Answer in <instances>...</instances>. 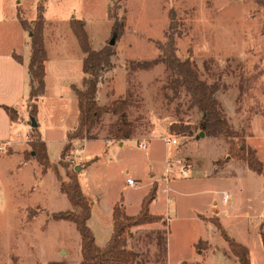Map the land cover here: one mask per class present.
Wrapping results in <instances>:
<instances>
[{
	"label": "rangeland",
	"instance_id": "1",
	"mask_svg": "<svg viewBox=\"0 0 264 264\" xmlns=\"http://www.w3.org/2000/svg\"><path fill=\"white\" fill-rule=\"evenodd\" d=\"M39 1L0 0L1 44L31 41L33 34L22 27L17 11H22L32 27ZM44 5V35L57 68L66 62L75 65L83 54L70 25L71 19H77L94 49L109 45L115 51L99 84L100 102L106 103V96L109 101L121 96L130 100L133 132L123 139V145L110 139L117 116L105 114L93 129L99 138L85 145L74 140L62 163L66 131L78 116L77 100L55 93L42 100L37 115L50 162L66 182L69 171L78 173L81 187L92 201L88 224L96 243L104 246L110 239L115 202L122 199L130 215L138 213L149 185L161 178L155 181L158 188L151 205L168 224L133 229L129 242L140 253L139 264H236L225 257L221 245L225 240L217 227L202 220L200 213L206 217L217 214L231 235L241 225L249 226L251 233L258 230L252 250L262 264L263 176L252 170L241 172L240 164L244 167L245 163L232 156L223 137L196 138L202 113L190 106L185 89L173 95L168 87L173 74L164 63L144 68L137 62L156 58L160 53L157 42L165 41L172 32L179 57L185 59L192 53L201 79L208 86H219L216 95L229 123L264 164V0H44ZM25 107L26 116L17 109L29 123L31 116ZM175 122L190 125L191 132L173 131ZM168 137H177L179 144H166ZM29 139L17 148L0 146V264L59 260L78 264L83 249L76 223L54 217L72 205L53 168L44 170L38 161ZM143 140H147L146 149L139 146ZM168 160L174 166L166 185ZM77 165L82 167L80 171L75 170ZM184 167L189 169L186 175L181 173ZM129 177L138 184L129 185ZM225 190L233 195L228 204L222 202ZM217 206L219 213L214 212ZM201 238L212 246L199 255L195 242Z\"/></svg>",
	"mask_w": 264,
	"mask_h": 264
},
{
	"label": "trees",
	"instance_id": "2",
	"mask_svg": "<svg viewBox=\"0 0 264 264\" xmlns=\"http://www.w3.org/2000/svg\"><path fill=\"white\" fill-rule=\"evenodd\" d=\"M45 12L44 0H40L37 5L35 23L31 27L22 11H17V16L23 28L32 31L33 34L30 42V60L27 65L29 90L25 101L30 116L34 117L37 122L38 100L45 93L46 89L45 74L48 54L44 42ZM70 25L82 51L86 53V57L83 60V70L86 75L83 78L82 87L72 85L78 96V121L66 134V143L61 152L60 163L64 161L63 159L67 156V152L72 150L74 140H94L99 138L98 135L93 133V129L100 123L105 114L117 116L116 121L111 124L110 139L118 141L128 139L133 132V121L129 118L128 113L130 106L128 97L121 96L105 104H100L97 101L99 84L101 83L104 71L112 64L111 57L115 51L109 45L100 50L94 49L91 46L83 23L79 20L71 19ZM157 45L160 50L159 55L150 61L137 62V66L146 68L157 63H164L167 69L171 71V74H173L168 85V87L173 89V95L176 96L182 88L185 89L190 95V106L197 107L202 113L200 131H204L210 137H223L229 145L232 156L243 161L249 169L261 174L264 179L263 162L257 156L256 151L247 147L242 141L243 139L238 137L237 131L233 129L221 108L220 101L216 95L219 86H208L201 79L195 67L192 53L185 59L179 57L178 47L172 32H168L166 40L157 42ZM13 56L18 61H23L20 54L13 52ZM3 106L13 122L23 120L16 107L10 105ZM171 129L173 131L191 132L190 125L176 122L172 123ZM29 135L31 146L36 153L38 161L42 163L44 170L49 167L53 168L61 182L62 192L67 195L72 205V209L58 212L54 214V217L56 219L71 220L76 223L81 234L83 249V259L78 264H139L140 253L129 242V238L134 235L133 229L158 222L168 224L164 215L153 213L150 209L152 201L156 198L158 188L156 182L153 183L150 191L144 196L141 210L138 214H128L125 205L122 203V199L115 202L112 213V235L104 246H99L96 243L94 232L88 224L92 212V201L84 193L79 182L78 173L76 174L74 170L69 171L67 173L70 179L68 182L61 178L57 166L50 162L47 146L39 129V123L37 127L31 128ZM236 144H239L238 148H236ZM94 160V158L89 160L87 164L89 165ZM200 217L205 221L214 223L220 235L227 243L230 253L237 259L239 264H251L247 246L229 234L217 215L206 217L200 214ZM166 232L167 229L164 230L165 234ZM157 233H161V230L158 229ZM165 234L164 249L166 253ZM202 244L203 246H201ZM208 247L209 242L207 240L201 239L195 243V248L199 253ZM50 264L70 263L66 260H59L52 261ZM181 264L190 263L183 261Z\"/></svg>",
	"mask_w": 264,
	"mask_h": 264
},
{
	"label": "crops",
	"instance_id": "3",
	"mask_svg": "<svg viewBox=\"0 0 264 264\" xmlns=\"http://www.w3.org/2000/svg\"><path fill=\"white\" fill-rule=\"evenodd\" d=\"M26 31H29V30H26ZM30 36H31V34H30ZM30 42L31 41H29V40H24V41H20L19 43L16 42L14 44H12V42H10V41H8L7 43H4V44L0 43V144H1L0 146L4 145V146H8V147L17 148V147H20L19 144H22V143L25 144V142H27L29 139L28 135L30 132V126H29L28 121L23 120L20 122H13L11 120L9 113L5 110L3 105L14 106L16 108H19L21 111L25 107V100H26L28 90H29L27 65H28V62L30 60V54H31ZM44 42H45V46H46L47 54H48V59L46 61V74H45L46 89H45V93L39 97L38 113L40 114L42 111V105H41L42 100H44L45 97H55V93L59 94L60 97H64V95H66L68 97V99H70L72 101L77 100V106H78V96H77V93L75 92V90L73 89L72 85L74 84L77 87L83 86L82 81L86 75V73L83 70V60L86 57V53L83 52V54L79 57V59H77V62L75 65H72V64L66 65V63H67L66 62V63H64L65 65L57 68V65L54 62V58H53V55L51 53V50L49 49V47L47 45L45 35H44ZM13 52L20 54L22 56L23 61L22 62L18 61L13 56ZM81 57H82V63L80 61ZM98 96L99 95L97 92L98 102L100 104H105V103L100 102ZM108 101H109V98L106 96V103ZM25 110H26V114H27L29 111L27 110L26 107H25ZM22 113L24 114L23 111H22ZM24 116H26V115L24 114ZM77 121H78V116H77V120L75 122V125H76ZM38 123H39V121H38ZM24 125H26V127ZM75 125H73V127ZM39 129H41V123H39ZM66 132H68V130ZM41 134H42V138H44V135L42 132H41ZM88 141H90V140L77 139L74 141V143L76 144V143L80 142L81 144L85 145V144H87ZM118 142L120 145L124 144L123 140L118 141ZM81 153L84 154L85 153L84 150ZM83 154H82L83 160H88V158H86L85 156L83 157ZM174 154H175V151L173 152V155ZM86 167H84V168H86ZM248 170H251V169H249L246 164H244V167L241 166V164H240V171L241 172L247 173ZM158 179H161V178H158ZM158 179H156V178L153 179V183L155 181L159 182ZM153 183L150 184L149 187H151V185H153ZM158 185H159V183H158ZM263 186H264V179H263ZM238 189H239V186H238ZM225 192L229 193L228 190H225L224 193ZM229 194H230V199L227 202L224 201V194H223V196H222V202L223 203H225V204L230 203L229 201L232 199L233 195L231 193H229ZM214 203H218V199H215ZM140 210L141 209H139V211ZM139 211H138V213H139ZM151 211L153 213H155L152 210V205H151ZM214 212L219 213L220 207L219 206L215 207ZM138 213H136V214H138ZM128 214H130V213H128ZM131 215H135V214H131ZM111 217H112V214H111ZM263 221H264V216H263L262 222ZM262 222H261V224H262ZM112 223H113V219H112ZM208 223H212V222L208 221ZM261 224H260L259 232L261 231L260 230ZM242 226H244V225L236 227L237 229H235V232L232 236L235 237L239 242H241L245 246H247V248L249 249V256H250L251 264H261L260 259L257 258L258 256H255L254 251L252 250L255 247L253 237L258 234V230H256V233L255 232L251 233L249 226H247V227H242ZM135 229H138V228H135ZM156 229H160V227L157 226ZM262 230H263V227H262ZM216 231L219 233L217 228H216ZM214 232H215V230H214ZM261 234H262V231H261ZM111 235H112V233L110 234V237H111ZM201 239H203V238H201ZM203 240H207L209 242L208 239H203ZM195 243H197V242H195ZM224 243L225 244H223V242H222L221 245L223 246V250H225L224 251L225 257L226 256L231 257L234 259L236 264H239L237 259L229 252V247H228L227 243L225 241H224ZM261 245L263 247V243H260V247H261ZM211 246H212V244L209 242V247L207 249H204L201 253H199V255H201L202 253L204 254V252L206 250H208ZM217 246H219V245H217ZM227 252H228V254H226ZM231 258H228V259H231ZM262 259H263L262 264H264V258H262Z\"/></svg>",
	"mask_w": 264,
	"mask_h": 264
},
{
	"label": "built area",
	"instance_id": "4",
	"mask_svg": "<svg viewBox=\"0 0 264 264\" xmlns=\"http://www.w3.org/2000/svg\"><path fill=\"white\" fill-rule=\"evenodd\" d=\"M165 142L168 145H174V146H176V145L179 144V140H178L177 137H168V138L165 139ZM139 146L142 147V148H144V149H146L148 147L147 140L140 141L139 142ZM77 150L80 151L82 149H77ZM177 161H180V160L177 159ZM173 166H174L173 162L171 160H168L167 161V166H166V169H165L166 172H165V175H164V181L166 182L167 185L170 182V176H169V174L172 172ZM188 171H189L188 167H184L182 169L181 173L183 175H186L188 173ZM127 182L131 186H136L138 184L137 181L134 178H131V177L127 179ZM229 199H230V194L227 193V192H225L224 193V201L227 202Z\"/></svg>",
	"mask_w": 264,
	"mask_h": 264
},
{
	"label": "water",
	"instance_id": "5",
	"mask_svg": "<svg viewBox=\"0 0 264 264\" xmlns=\"http://www.w3.org/2000/svg\"><path fill=\"white\" fill-rule=\"evenodd\" d=\"M30 34L32 35V31L30 32ZM111 44H114V40H111L110 42ZM29 124L31 127H37L38 126V122L37 120L34 118V117H30V120H29ZM206 134L204 131H200L197 135H196V138H201V137H204ZM82 169V167L80 165H77L75 167V170L77 171H80Z\"/></svg>",
	"mask_w": 264,
	"mask_h": 264
}]
</instances>
